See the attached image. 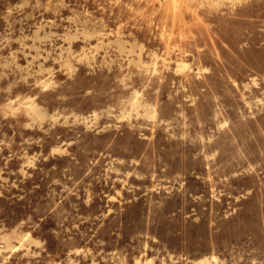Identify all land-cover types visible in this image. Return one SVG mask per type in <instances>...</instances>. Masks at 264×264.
Masks as SVG:
<instances>
[{"label": "rangeland", "instance_id": "rangeland-1", "mask_svg": "<svg viewBox=\"0 0 264 264\" xmlns=\"http://www.w3.org/2000/svg\"><path fill=\"white\" fill-rule=\"evenodd\" d=\"M0 264H264V0H0Z\"/></svg>", "mask_w": 264, "mask_h": 264}]
</instances>
